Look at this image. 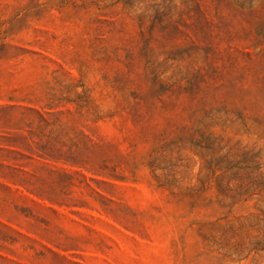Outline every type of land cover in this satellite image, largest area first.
I'll use <instances>...</instances> for the list:
<instances>
[{"label": "rangeland", "instance_id": "obj_1", "mask_svg": "<svg viewBox=\"0 0 264 264\" xmlns=\"http://www.w3.org/2000/svg\"><path fill=\"white\" fill-rule=\"evenodd\" d=\"M0 264H264V0H0Z\"/></svg>", "mask_w": 264, "mask_h": 264}]
</instances>
